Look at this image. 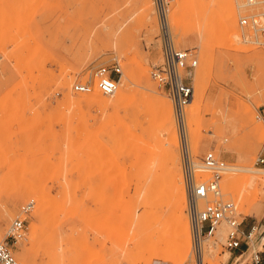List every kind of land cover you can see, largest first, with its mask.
Wrapping results in <instances>:
<instances>
[{"label": "rangeland", "instance_id": "rangeland-1", "mask_svg": "<svg viewBox=\"0 0 264 264\" xmlns=\"http://www.w3.org/2000/svg\"><path fill=\"white\" fill-rule=\"evenodd\" d=\"M150 1L148 9L144 0H0V242L12 246L11 224L25 221L23 237L12 246L20 264H200L203 258L205 264H253L254 253L264 256V164L257 162L264 158V45L255 43L250 24L240 22L259 10L246 0L173 1L168 20L175 46L192 49L198 59L182 129L172 100L150 75L161 56ZM115 64L122 71V99L96 88L73 92L76 82ZM197 94L203 101L191 132L188 112ZM97 95L107 104L93 100ZM151 96L172 106L188 251L176 252L172 218L162 207L169 151ZM223 118L235 131L222 126ZM185 151L198 180L212 177L201 170L208 152L228 165L220 180L222 199L235 204L243 227L256 226L242 257L240 249L225 246L227 222L195 255ZM246 152L252 163L242 158ZM244 165L255 172L237 170ZM243 174L256 177V185L239 196L241 182L235 193L227 179Z\"/></svg>", "mask_w": 264, "mask_h": 264}, {"label": "built area", "instance_id": "built-area-1", "mask_svg": "<svg viewBox=\"0 0 264 264\" xmlns=\"http://www.w3.org/2000/svg\"><path fill=\"white\" fill-rule=\"evenodd\" d=\"M173 1L155 0L161 31V56L152 64L150 75L158 87L172 100L178 124L183 129L185 107L194 98V87L190 82V76L198 65V59L192 49H180L175 46L168 20ZM246 3L249 7L258 9L259 12L241 18L240 22L242 26L250 24L257 35L255 43L264 45V0H246ZM94 74L93 79L76 82L73 85V92L88 94L96 88L104 96H113L118 89V77L122 74L120 65L115 64L112 69L101 67ZM183 156L184 183L188 198L187 213L195 255L201 254L204 240L212 237L223 222H227L230 227L225 245L229 251L240 249L244 242H251L256 227H252L246 233L242 231L243 220H240L235 204L222 199L220 180L229 169L226 162L214 152H208L203 158L201 170L210 172L212 177L207 180H198L196 165L188 151H185ZM257 162L264 164V158L259 157ZM201 201L207 203L203 208L200 205ZM31 208L32 204H29L24 210ZM24 229V220L17 218L13 221L7 234V239L12 241V246L23 237ZM12 246L7 241L0 242V264H20L13 253ZM253 264H264L260 252L254 253Z\"/></svg>", "mask_w": 264, "mask_h": 264}, {"label": "bare ground", "instance_id": "bare-ground-1", "mask_svg": "<svg viewBox=\"0 0 264 264\" xmlns=\"http://www.w3.org/2000/svg\"><path fill=\"white\" fill-rule=\"evenodd\" d=\"M150 2H151L150 0H144V5H146L148 9L152 7L150 6ZM142 73H143L144 78L146 79V88H149L150 84H149V77L147 75V71L143 69ZM65 86L69 88L68 81L65 83ZM114 96L116 97V101H119L120 99L124 97L119 88L117 89L116 94H114ZM93 100L98 101L102 104H107V101L98 95L94 96ZM150 101L162 120L163 130L167 135L166 144L168 145V151H169L168 152L169 170H170L169 182L168 184L162 185V197H163L162 207H165L167 209V212L172 218V225H173L172 227L174 229V232L176 233V238H177V241H175V243L177 244L178 242L179 244V245L177 244L178 245L177 251L176 250L175 251L176 252L188 251L190 250L189 223L184 214L185 204H186V195H185V190L183 187V182H182L183 180H181V176H180V173L177 167L178 157L176 154V148L178 145V138H177L178 136H177V133L174 127L172 106L167 100L161 97L151 96ZM202 101H203V94H197L195 103L193 104V106H191L188 112L189 124L191 126V127L190 126L188 127L192 130L191 132H194V131L196 132L197 128H194L193 126L196 123V119L199 114ZM187 123H188V120H187ZM221 124L222 126H226L227 128L233 129V131H235L233 128L235 126L232 125V122L228 120V118H223L221 120ZM242 158H244L246 163L253 162V155L251 152L244 153ZM237 170L255 172V170L253 171L251 167H247L245 165L241 168H238ZM239 182H241L243 186L241 187V189L239 190L237 194L241 196L240 193L241 192L244 193L248 188H252L251 190H253V187L256 185V177H254L253 175L243 174L234 179L228 178L227 179L228 188L232 190V192L236 193L235 186ZM254 191H253L254 193L253 195L255 196L254 198H256L257 197L256 189H254ZM242 199H243V202L247 201L246 200L247 196L243 194ZM218 232L222 236L225 235L226 233L224 228H220ZM169 259L170 258L167 257L166 260L168 261ZM138 262L140 263V261ZM208 262L209 264L212 263L209 260ZM200 264H205L204 258L200 262Z\"/></svg>", "mask_w": 264, "mask_h": 264}, {"label": "crops", "instance_id": "crops-1", "mask_svg": "<svg viewBox=\"0 0 264 264\" xmlns=\"http://www.w3.org/2000/svg\"><path fill=\"white\" fill-rule=\"evenodd\" d=\"M252 227H256V226L255 225H245L244 227L242 226L241 229H242V231H244L246 233V232H249ZM250 248H251V246H250L249 242L248 241L244 242L240 248L239 257H242L244 254H246L250 250ZM262 258H263V262H264V256L263 255H262Z\"/></svg>", "mask_w": 264, "mask_h": 264}]
</instances>
